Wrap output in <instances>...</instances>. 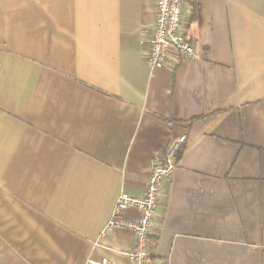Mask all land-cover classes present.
I'll use <instances>...</instances> for the list:
<instances>
[{
	"label": "crops",
	"instance_id": "1",
	"mask_svg": "<svg viewBox=\"0 0 264 264\" xmlns=\"http://www.w3.org/2000/svg\"><path fill=\"white\" fill-rule=\"evenodd\" d=\"M154 9L0 0V264H130L100 231L181 134L149 264H264V0H188L197 57L150 69Z\"/></svg>",
	"mask_w": 264,
	"mask_h": 264
},
{
	"label": "built area",
	"instance_id": "2",
	"mask_svg": "<svg viewBox=\"0 0 264 264\" xmlns=\"http://www.w3.org/2000/svg\"><path fill=\"white\" fill-rule=\"evenodd\" d=\"M188 0H155V16L149 27V36L145 39L146 53L144 64L150 68L163 66L168 55H179L183 59L196 58L193 41L185 37L183 7ZM185 140L181 134L167 145L161 157H155L151 162V171L147 178L141 196H132L121 192L116 199L108 220L100 231L99 236H105L116 228L132 230L135 244L125 252L130 264H149L153 239L148 238L152 220L156 214L160 201V191L166 181H169L176 165V154ZM136 209L135 219L122 216L124 210ZM162 215H160L161 219ZM93 264H118L114 260L102 257Z\"/></svg>",
	"mask_w": 264,
	"mask_h": 264
},
{
	"label": "trees",
	"instance_id": "3",
	"mask_svg": "<svg viewBox=\"0 0 264 264\" xmlns=\"http://www.w3.org/2000/svg\"><path fill=\"white\" fill-rule=\"evenodd\" d=\"M164 264H166V263H164Z\"/></svg>",
	"mask_w": 264,
	"mask_h": 264
}]
</instances>
